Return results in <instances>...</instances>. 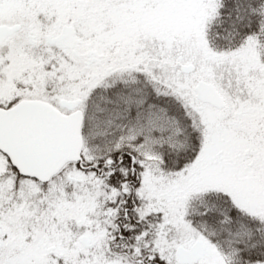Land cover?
<instances>
[{"label": "snow or ice", "instance_id": "1", "mask_svg": "<svg viewBox=\"0 0 264 264\" xmlns=\"http://www.w3.org/2000/svg\"><path fill=\"white\" fill-rule=\"evenodd\" d=\"M0 264H264V0H0Z\"/></svg>", "mask_w": 264, "mask_h": 264}]
</instances>
